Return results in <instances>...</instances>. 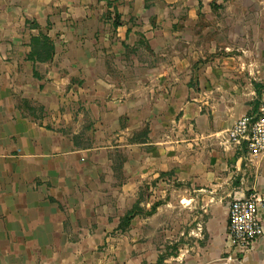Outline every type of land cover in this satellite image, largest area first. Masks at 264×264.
<instances>
[{"label": "crops", "instance_id": "obj_1", "mask_svg": "<svg viewBox=\"0 0 264 264\" xmlns=\"http://www.w3.org/2000/svg\"><path fill=\"white\" fill-rule=\"evenodd\" d=\"M250 3L0 0L4 82L23 75L21 99L43 111L0 88V264H105L97 245L126 233L137 201L127 228L149 240L136 264L171 239L163 264H264V209L252 252L233 256L226 235L232 196L264 197V156L247 162L225 135L264 98V26L234 11ZM39 34L54 55L33 63Z\"/></svg>", "mask_w": 264, "mask_h": 264}, {"label": "built area", "instance_id": "obj_2", "mask_svg": "<svg viewBox=\"0 0 264 264\" xmlns=\"http://www.w3.org/2000/svg\"><path fill=\"white\" fill-rule=\"evenodd\" d=\"M226 141L244 150L247 162L264 156V98L254 113L237 118L225 132ZM264 209V197L256 191L233 195L227 211L226 235L233 256L254 250L263 235L259 210Z\"/></svg>", "mask_w": 264, "mask_h": 264}, {"label": "rangeland", "instance_id": "obj_3", "mask_svg": "<svg viewBox=\"0 0 264 264\" xmlns=\"http://www.w3.org/2000/svg\"><path fill=\"white\" fill-rule=\"evenodd\" d=\"M232 11V9H231ZM234 11H245L249 12L252 14V20L249 21L254 27H261L264 26V0H251V3L249 6L245 8H235ZM254 14H257L255 16ZM241 22H243L241 20ZM239 41V40H238ZM130 71V70H129ZM4 73L5 70L3 68H0V88L2 90H5L9 93H11V102L13 106H17L20 110L23 112L30 113L32 110L33 112H36V115H41L42 109L39 108V106H35L36 108L34 109L33 107V102L30 100H25L21 99L20 97V91L22 89V86L19 81L23 80V75H18V78L15 79L17 82L15 83V80L10 82L9 84L4 82ZM130 77V75H128ZM126 84V83H125ZM125 86H131L130 83H127ZM39 109V110H38ZM34 115V114H32ZM123 182V181H122ZM109 187H108V196L109 200L113 199V193L116 192V187L119 183H121V179L117 178L115 180L109 181ZM249 192V191H248ZM148 191H140V200L144 199L145 196L147 195ZM247 193V192H246ZM111 202V201H110ZM112 206L117 205V201L114 203H110ZM131 200L128 199L125 200L122 203L118 204V208L115 209L114 214L116 216L119 214H123L127 211V209L130 207ZM112 211V210H110ZM111 214V212H110ZM140 234L137 238L138 232H137V227H135L133 232V228L129 227L125 231L126 233H113L111 232L112 235L116 236L113 237V239H109L107 242H104L103 244L97 245V252L100 254H103V261L105 264H136L135 260H132V257L135 255V251L137 249L138 241L140 243L139 245V252L140 254L145 253V251H142V249H146L148 247L147 241L149 240L148 235H147V226L145 225L144 228L142 226L140 227ZM172 238L178 237V232L177 230L172 229ZM157 232L156 230L153 231L152 235ZM133 237H136L137 239L133 240ZM146 237V238H145ZM154 237V236H153ZM171 241V245H167L166 242L162 243L159 245L161 246L160 248L157 247L156 249L160 252V255H165L167 254H173L175 249L173 247H176L174 244V240H167V242ZM156 247V246H153ZM153 247H151V251H153ZM134 253V254H133ZM140 264H147V260H142L140 261ZM152 264H156V262H153ZM163 264V263H162Z\"/></svg>", "mask_w": 264, "mask_h": 264}, {"label": "trees", "instance_id": "obj_4", "mask_svg": "<svg viewBox=\"0 0 264 264\" xmlns=\"http://www.w3.org/2000/svg\"><path fill=\"white\" fill-rule=\"evenodd\" d=\"M28 23V22H26ZM116 26V24H115ZM30 52L28 53L26 59L33 63L39 62H48L53 58L54 55V45L49 37L43 34H39L37 36H33L29 41ZM34 76L36 74L33 73ZM138 214H143V212L138 207V201L132 206V208L127 211V213L120 219L118 224V229L121 231H125L130 224V221L134 218V216ZM150 214V212L144 213ZM164 260V256L160 255L157 258L156 264H162Z\"/></svg>", "mask_w": 264, "mask_h": 264}, {"label": "water", "instance_id": "obj_5", "mask_svg": "<svg viewBox=\"0 0 264 264\" xmlns=\"http://www.w3.org/2000/svg\"><path fill=\"white\" fill-rule=\"evenodd\" d=\"M228 262H232L234 264H239V261L237 259H231V260H227Z\"/></svg>", "mask_w": 264, "mask_h": 264}]
</instances>
